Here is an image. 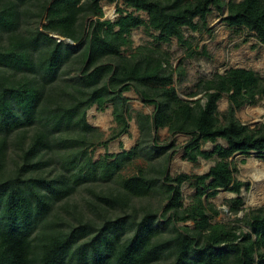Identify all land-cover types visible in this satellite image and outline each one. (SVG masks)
Wrapping results in <instances>:
<instances>
[{
  "label": "trees",
  "instance_id": "1",
  "mask_svg": "<svg viewBox=\"0 0 264 264\" xmlns=\"http://www.w3.org/2000/svg\"><path fill=\"white\" fill-rule=\"evenodd\" d=\"M117 1L0 0V264H264V208L238 221L246 231L213 223L219 211L209 203L248 187L234 178L231 158L264 155V123L252 129L236 116L264 99V78L231 69L197 85L191 97L203 99L184 101L174 78L185 71L160 46L134 50L132 41L145 28L159 33L157 44L177 39L189 58L207 57L184 31L201 32L210 14L227 10L230 29L264 44V0H123L149 20L122 9L118 21L104 20L103 3ZM132 90L155 107L137 117L139 146L95 162V148L128 133L124 94ZM108 105L118 128L105 139L87 116ZM161 129L191 137L185 160L217 157L216 165L204 175H170L173 147L153 135ZM207 143L213 152L202 150ZM137 158L147 168L124 175ZM186 185L196 189L189 206ZM231 204L238 214L243 201Z\"/></svg>",
  "mask_w": 264,
  "mask_h": 264
},
{
  "label": "rangeland",
  "instance_id": "2",
  "mask_svg": "<svg viewBox=\"0 0 264 264\" xmlns=\"http://www.w3.org/2000/svg\"><path fill=\"white\" fill-rule=\"evenodd\" d=\"M230 1L227 0V2ZM118 9L140 17L144 21L149 20L148 14L127 9L123 0H118L115 4L103 3L104 20L118 21L120 18ZM226 16L227 10L223 14L214 11L207 19V29H203L201 32H193L188 29L184 31L185 38L193 45L194 49L198 52H203L205 49L208 53L207 57L189 58L187 49L177 39H173L169 44H157L155 40L159 33L154 31L148 33L145 28H139L132 32L133 49L135 50L142 46H160L161 51L171 59L174 68L176 70L182 68L185 71L184 76L179 78L175 75L174 78V87L184 101L195 102L203 99V94L191 97L192 94L198 92L197 85L201 81L213 79L217 74L224 75L231 69L252 70L264 78V44L260 43L254 34L248 31L230 29L225 23ZM89 30L88 24L87 32ZM130 54L131 51L129 50L125 55ZM124 96L128 99L129 131L119 139L110 142L107 148H95L93 152L95 162L100 161L107 154L119 155L123 152H131L137 148L141 139L137 117L139 114L151 117L155 112V107L145 105L135 91L127 92ZM229 105V99L225 96L218 104L219 113L224 115L229 109ZM236 116L242 124L252 129L264 123V99L256 105H246L237 112ZM87 118L90 125L105 134V139H108L118 128L114 121L112 105H108L104 110L93 107L88 111ZM153 135L161 146L170 145V147H173L171 151L173 156L168 164V173L172 176L179 174L204 175L218 161L217 157L211 160L199 158L196 163L185 160L184 146L191 140V137L187 135H172L168 129L153 132ZM218 144L228 147L223 140L219 141ZM215 147L216 145L207 143L203 145L202 150L204 152H213ZM230 162L236 170L234 171V178L237 181L248 184V187L243 188L240 195L220 191L215 198L209 200V203L219 211V214L213 218L212 222L241 226L248 231L249 229L243 223H238V221H243L245 216L252 211L264 208V155L257 152H252L248 157L237 154L230 159ZM140 168H147V161L144 158L135 159L133 165L124 171V175H135ZM182 191L184 204L189 206L196 194V189L191 185H186ZM239 198L242 199L243 206L240 212L235 214L231 210V202ZM187 225L193 227L192 223Z\"/></svg>",
  "mask_w": 264,
  "mask_h": 264
},
{
  "label": "water",
  "instance_id": "3",
  "mask_svg": "<svg viewBox=\"0 0 264 264\" xmlns=\"http://www.w3.org/2000/svg\"><path fill=\"white\" fill-rule=\"evenodd\" d=\"M64 41H66L67 43H69V44H74V42L72 41V40H69V39H64V38H62Z\"/></svg>",
  "mask_w": 264,
  "mask_h": 264
},
{
  "label": "bare ground",
  "instance_id": "4",
  "mask_svg": "<svg viewBox=\"0 0 264 264\" xmlns=\"http://www.w3.org/2000/svg\"><path fill=\"white\" fill-rule=\"evenodd\" d=\"M259 178V177H258Z\"/></svg>",
  "mask_w": 264,
  "mask_h": 264
}]
</instances>
